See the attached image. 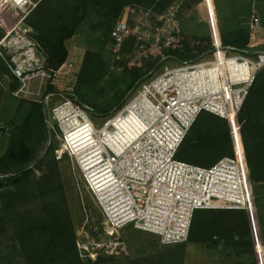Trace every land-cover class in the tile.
Masks as SVG:
<instances>
[{
	"label": "trees",
	"instance_id": "obj_1",
	"mask_svg": "<svg viewBox=\"0 0 264 264\" xmlns=\"http://www.w3.org/2000/svg\"><path fill=\"white\" fill-rule=\"evenodd\" d=\"M176 1L179 0H40L26 22L36 32L35 39L47 67L57 71L69 57L66 42L84 25L97 35L96 40L111 42V31L126 8L159 16ZM202 1L183 0L181 7L188 10ZM247 9L234 14V18L248 16L250 8ZM218 34L224 46L247 54L264 53V50H249L250 32L245 25L236 24L227 30L219 27ZM184 39L164 54L183 64L196 62L213 51L210 36H195L193 42ZM133 44L129 35L121 46L122 57ZM162 59L163 56L149 57L142 65L129 67L123 58L113 60L111 55L87 49L74 90L65 96L86 108L93 118L107 119L154 77ZM8 75L10 91L14 92L19 82L0 57V80ZM47 93L54 94L57 90L49 86ZM46 118L41 102L23 101L9 121L8 130L4 129L8 144L0 157V245L4 244V248L0 246V264H182L183 244L166 246L177 250H165L163 254L159 251L156 255L98 256L95 261L81 258L54 156L51 140L54 135ZM236 120L241 127L264 257V67L257 73ZM232 156L228 122L207 112L199 115L177 153L179 161L200 167H211L220 159ZM36 169L42 172L40 178L35 176ZM190 243L233 258V264H259L246 211H196L185 244Z\"/></svg>",
	"mask_w": 264,
	"mask_h": 264
},
{
	"label": "built area",
	"instance_id": "obj_2",
	"mask_svg": "<svg viewBox=\"0 0 264 264\" xmlns=\"http://www.w3.org/2000/svg\"><path fill=\"white\" fill-rule=\"evenodd\" d=\"M0 1L11 3L26 16L38 5L36 0ZM211 23L216 60L165 68L143 83L101 126L93 122L86 108L65 96L67 91L60 92L63 102L47 111L50 126L62 133L58 153L76 159L85 187L102 212L106 235L113 238L108 247L122 244L114 234L127 226L157 236L164 246H173L188 241L198 210L254 214L241 127L236 118L257 73L264 67V53L254 61L239 56L226 58L213 16ZM259 26L260 19L252 16L250 33ZM31 33L26 28L8 31L0 40V48L5 46L6 53L0 55L20 83L18 93L28 91L37 81L32 95L40 97L48 83L52 84L56 71L47 67ZM128 34L126 22L114 26L111 39L118 49ZM233 63L248 64L247 77L241 68H235L234 73L230 67ZM215 68L217 78L212 75ZM52 96L44 93L40 102L46 106ZM203 112L228 122L234 151L232 157L222 158L211 167L177 159L189 130ZM131 115L137 116L140 125L126 136L127 140L117 139L120 122ZM80 129L87 130L80 136L87 134L90 142L82 155L75 148L82 140L75 136Z\"/></svg>",
	"mask_w": 264,
	"mask_h": 264
},
{
	"label": "rangeland",
	"instance_id": "obj_3",
	"mask_svg": "<svg viewBox=\"0 0 264 264\" xmlns=\"http://www.w3.org/2000/svg\"><path fill=\"white\" fill-rule=\"evenodd\" d=\"M39 1L36 0L38 3ZM182 2L183 0L176 1L165 13L159 16H154L150 12L126 8L118 22L127 23L129 28L128 36L130 35V39L134 40V44L126 51L124 57H122L121 48L118 49L112 41L106 43L103 39L100 41L96 40L97 35L91 34L89 32V26L84 25L78 34L66 42L69 57L63 67L54 73L55 76H52V84L50 85L48 83V87L55 88L57 93L53 94L50 101H46V106L43 105V108L47 116V125L49 124L48 129L54 135L53 137L51 136V140L55 146L54 156L58 162L61 184L64 188L67 207L73 221L77 247L83 260L95 261L98 256H115L117 258L128 256L134 258L138 256L156 255L159 251H162L163 254L165 250L169 252L177 250L175 247L162 245L157 236L136 230L132 226H127L114 234L117 239L122 240V244L114 248L108 247L109 243L112 244L113 238L106 235L104 217L93 196L85 187L83 176L78 168L76 159L58 153L61 148L62 133L58 128H52L50 126L52 122L48 118L47 111L63 102V96L60 92H73L86 50H99L103 54L111 55L113 60H121L123 58L125 62H128L129 67L142 65L149 57L157 58L163 56L161 67L153 74V76H156L165 68L181 65L179 62L166 56L164 51L170 47L176 48L184 38L187 37L189 39L188 41L193 42V37L195 36H210L213 47L214 40L212 37L211 16L214 18L217 34L219 27L227 30L236 26V24L247 26L250 32L249 23L251 17H258L260 19V26L256 32L250 33L248 48L249 50H264V0H210L208 2L203 0L188 10L182 9ZM247 7L250 8L248 16L234 18V14L248 10ZM27 17L23 11L16 9L11 3L0 1V40L10 30L18 31L25 28L33 31L30 35L35 39L36 32L27 24ZM220 42L222 44L221 51L226 52V58L239 56L249 61H254L257 59L256 56L260 54V52L247 54L243 50L224 46L221 39ZM0 52L5 56V46L0 48ZM216 58L218 56L216 55V51L213 50L195 63L212 62ZM219 68H221V65H219ZM249 70L250 67L248 65V73ZM9 73L11 74L10 71ZM12 77L14 76L12 75ZM10 80V75L4 76L0 80V157L5 153L8 144L6 134L9 126L8 123L14 117L18 106L23 101L40 102L43 99L44 93L48 94L47 87L40 97H33L32 93L35 91L37 81H33V85L28 91L24 90L18 93L20 89L19 83L18 89L11 92ZM138 89L134 94L138 92ZM91 119L94 123H98L101 126L108 118L97 119L92 117ZM35 176L36 178H40L42 172L36 169ZM249 219L251 222L254 220L256 223L255 210L252 217L249 215ZM255 223L253 239L256 259L260 264L261 257V262L264 264L259 231ZM0 246L4 248L3 243ZM180 248L183 251L182 264H233L235 262L233 258L223 256L221 253L220 256L217 252L215 253L193 243H184ZM258 248L260 254L258 253Z\"/></svg>",
	"mask_w": 264,
	"mask_h": 264
},
{
	"label": "bare ground",
	"instance_id": "obj_4",
	"mask_svg": "<svg viewBox=\"0 0 264 264\" xmlns=\"http://www.w3.org/2000/svg\"><path fill=\"white\" fill-rule=\"evenodd\" d=\"M230 67L234 72H235V68H238V69L241 68V70L244 74V77L248 73V66L246 64L241 65V66H239V65L236 66L235 63H233ZM212 72H213L212 75L217 78V76H216L217 75L216 74L217 68H215L214 71H212ZM138 125H140V123H139V120H138L136 115H131V116L123 119L119 124V128L121 131L116 136L117 139L122 140V141L127 140L126 136H129L130 134H132V131H134L135 127ZM81 129L75 135L76 137H78L77 139H79V140L82 139L81 141H79L78 143L75 144V146H76L75 148H77V150H79L80 155H82L81 152L85 151L89 147V144H90V142L87 141L88 138L85 137V136H87V134L80 136L81 134L87 132V130H81Z\"/></svg>",
	"mask_w": 264,
	"mask_h": 264
},
{
	"label": "water",
	"instance_id": "obj_5",
	"mask_svg": "<svg viewBox=\"0 0 264 264\" xmlns=\"http://www.w3.org/2000/svg\"><path fill=\"white\" fill-rule=\"evenodd\" d=\"M120 243H122V240L121 239H119L118 240ZM258 253L260 254V252H259V248H258ZM260 264H263L262 262H261V257H260Z\"/></svg>",
	"mask_w": 264,
	"mask_h": 264
}]
</instances>
